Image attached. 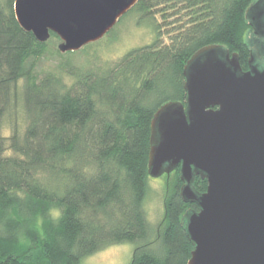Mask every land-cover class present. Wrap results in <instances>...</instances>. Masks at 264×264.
Segmentation results:
<instances>
[{
  "label": "trees",
  "instance_id": "1",
  "mask_svg": "<svg viewBox=\"0 0 264 264\" xmlns=\"http://www.w3.org/2000/svg\"><path fill=\"white\" fill-rule=\"evenodd\" d=\"M252 1L138 0L129 11L152 22L151 43L96 71L63 62L40 77L34 62L59 37L38 42L19 26L14 0H0V120L19 79L27 117L23 132L0 135V264H78L127 241L129 264H187L183 215L198 208L180 196L179 167L166 176L156 227L143 208L151 120L164 103L185 101L183 66L200 48L222 45L247 68ZM193 185L207 183L197 175Z\"/></svg>",
  "mask_w": 264,
  "mask_h": 264
},
{
  "label": "water",
  "instance_id": "2",
  "mask_svg": "<svg viewBox=\"0 0 264 264\" xmlns=\"http://www.w3.org/2000/svg\"><path fill=\"white\" fill-rule=\"evenodd\" d=\"M137 2L14 0L13 8L23 30L38 42L56 34L66 53L103 38ZM245 18L247 69L222 45L200 48L183 66L185 101L164 103L151 120L148 175L179 167L180 196L198 208L183 215L187 264H264V0Z\"/></svg>",
  "mask_w": 264,
  "mask_h": 264
},
{
  "label": "rangeland",
  "instance_id": "3",
  "mask_svg": "<svg viewBox=\"0 0 264 264\" xmlns=\"http://www.w3.org/2000/svg\"><path fill=\"white\" fill-rule=\"evenodd\" d=\"M156 21H162L159 14L156 15ZM168 27L163 25L162 31L165 32ZM154 35L151 21L143 20L137 11H128L103 38L75 53L59 55L57 53L59 41H50L43 55L35 60L33 71L41 77L46 72L60 71L63 62H68L78 70L96 71L99 68L112 66L132 48L151 43ZM162 40L168 42L167 34L162 36ZM23 84V79H19L16 83L17 99H13L10 108L0 120V135L9 136L15 126L21 133L26 127L27 117L22 100ZM166 181L165 174L156 178L149 176L147 180L143 208L153 228L163 217ZM134 247L135 243L128 241L111 244L85 256L78 264H129Z\"/></svg>",
  "mask_w": 264,
  "mask_h": 264
},
{
  "label": "flooded vegetation",
  "instance_id": "4",
  "mask_svg": "<svg viewBox=\"0 0 264 264\" xmlns=\"http://www.w3.org/2000/svg\"><path fill=\"white\" fill-rule=\"evenodd\" d=\"M251 27V26H250ZM255 38H260V37H258V36H256ZM262 58H263V56H262ZM247 69V68H246ZM167 176V175H166Z\"/></svg>",
  "mask_w": 264,
  "mask_h": 264
}]
</instances>
